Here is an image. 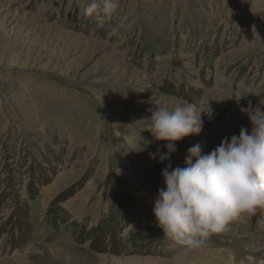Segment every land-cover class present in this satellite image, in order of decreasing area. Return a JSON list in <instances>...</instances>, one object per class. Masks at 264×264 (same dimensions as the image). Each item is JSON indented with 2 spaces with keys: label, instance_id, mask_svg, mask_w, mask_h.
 I'll return each instance as SVG.
<instances>
[{
  "label": "rangeland",
  "instance_id": "rangeland-1",
  "mask_svg": "<svg viewBox=\"0 0 264 264\" xmlns=\"http://www.w3.org/2000/svg\"><path fill=\"white\" fill-rule=\"evenodd\" d=\"M90 2L0 0V264H264V212L186 252L153 211L166 166L264 111V0H119L102 26ZM192 103L161 161L150 109Z\"/></svg>",
  "mask_w": 264,
  "mask_h": 264
},
{
  "label": "clouds",
  "instance_id": "clouds-1",
  "mask_svg": "<svg viewBox=\"0 0 264 264\" xmlns=\"http://www.w3.org/2000/svg\"><path fill=\"white\" fill-rule=\"evenodd\" d=\"M118 8L119 0H91L84 14L102 26ZM150 111L146 130L156 140L169 142V151L160 153L161 161L170 160L176 150L172 142L202 131V112L195 103L174 110L158 104ZM249 119L250 134L242 127L239 136L225 137L207 155H201V146L196 144L188 149L186 167L170 171L169 164L163 169L166 190H159L153 211L165 237L184 246L186 252L199 251L231 222L264 212V111L257 107ZM150 156L156 158L154 153Z\"/></svg>",
  "mask_w": 264,
  "mask_h": 264
},
{
  "label": "bare ground",
  "instance_id": "bare-ground-1",
  "mask_svg": "<svg viewBox=\"0 0 264 264\" xmlns=\"http://www.w3.org/2000/svg\"><path fill=\"white\" fill-rule=\"evenodd\" d=\"M53 259L48 255L45 250L36 248L31 251L28 256V264H41L43 262L52 261ZM180 261V260H178Z\"/></svg>",
  "mask_w": 264,
  "mask_h": 264
}]
</instances>
